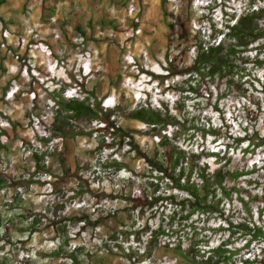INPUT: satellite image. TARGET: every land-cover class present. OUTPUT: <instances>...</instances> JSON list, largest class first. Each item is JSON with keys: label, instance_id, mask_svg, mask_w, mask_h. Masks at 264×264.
<instances>
[{"label": "rangeland", "instance_id": "1", "mask_svg": "<svg viewBox=\"0 0 264 264\" xmlns=\"http://www.w3.org/2000/svg\"><path fill=\"white\" fill-rule=\"evenodd\" d=\"M249 7L264 0L0 3V264H173L142 258L171 210L151 204L171 192L153 168L157 138L129 117L145 106L176 115L179 148L211 169L246 173L230 183L243 202L233 192L217 213L192 220L211 246L229 242V264H264V242L245 243L264 235V147L253 148L264 139V49L247 54L262 63L246 66L244 94L220 90L219 113L213 88L209 101L182 99L198 45L218 41ZM71 99L111 112L114 129L64 112L58 102ZM34 153L46 173L35 171ZM112 159L120 170L101 167Z\"/></svg>", "mask_w": 264, "mask_h": 264}, {"label": "trees", "instance_id": "2", "mask_svg": "<svg viewBox=\"0 0 264 264\" xmlns=\"http://www.w3.org/2000/svg\"><path fill=\"white\" fill-rule=\"evenodd\" d=\"M3 1L0 0V3ZM80 33L79 27L75 25L74 35L78 36ZM211 39H213L212 43H200L197 47L193 63L186 72L187 79H191L186 80V87L182 91L187 94H184L182 99L185 101L189 94L193 93L194 96L209 101L213 88L216 92L213 109L219 113L220 90L244 94L245 89L239 82L246 66L262 63L257 55L249 58L247 54L257 49H264V44L260 43L264 39V7L254 10H250V7L244 9L232 24L225 25V32L218 41L215 40V36ZM58 103L62 105L64 112H69L75 117L86 116L108 126L106 129H99L100 131L114 129V125L108 119L111 112L108 115L102 113L98 105L93 106L88 103V100L71 99ZM129 117L147 125L157 138L153 168L158 178L166 181L167 188L171 191L165 197L158 196L151 199L153 205L158 201H167L171 210L167 217L163 218L167 219L166 225L161 222L154 230L148 232L149 240L142 252V255L144 254L142 258L146 259L154 254L157 257L173 260V264H229L235 254L229 248V242L222 240L215 246H211L203 232L205 225L202 224L197 229L192 217L204 215L208 218L217 213L223 201H230L233 192L239 198V189L230 183L246 173L231 171L225 165L211 169L201 162L199 157L175 145L180 120L165 106L164 109L140 107ZM262 146L264 147L263 138L259 139L253 148ZM32 156L35 171L46 173L41 157L36 153ZM120 166V163L113 159L101 165L103 169L115 170H120ZM69 177L68 173H64L60 178V187L68 183ZM4 180L5 176L0 172V186ZM239 199L243 202L241 198ZM186 227L188 230L182 235H177L176 241L167 238V242L161 245L157 243L159 237L173 236ZM258 236L260 239L254 236L245 243L248 244L253 240L264 242L262 231H259ZM152 241L155 242L153 246H151ZM69 257L72 258V255Z\"/></svg>", "mask_w": 264, "mask_h": 264}, {"label": "clouds", "instance_id": "3", "mask_svg": "<svg viewBox=\"0 0 264 264\" xmlns=\"http://www.w3.org/2000/svg\"><path fill=\"white\" fill-rule=\"evenodd\" d=\"M71 87V86H70ZM71 88H73V87H71Z\"/></svg>", "mask_w": 264, "mask_h": 264}]
</instances>
